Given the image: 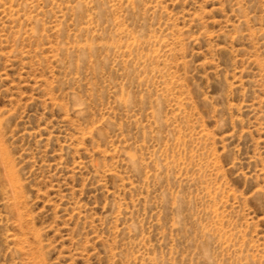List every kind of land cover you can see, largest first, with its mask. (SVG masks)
Wrapping results in <instances>:
<instances>
[{
    "label": "rangeland",
    "instance_id": "374dc122",
    "mask_svg": "<svg viewBox=\"0 0 264 264\" xmlns=\"http://www.w3.org/2000/svg\"><path fill=\"white\" fill-rule=\"evenodd\" d=\"M0 264H264V0H0Z\"/></svg>",
    "mask_w": 264,
    "mask_h": 264
}]
</instances>
